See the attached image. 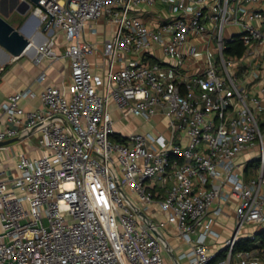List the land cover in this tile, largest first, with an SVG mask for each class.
I'll return each instance as SVG.
<instances>
[{
  "label": "built area",
  "instance_id": "obj_1",
  "mask_svg": "<svg viewBox=\"0 0 264 264\" xmlns=\"http://www.w3.org/2000/svg\"><path fill=\"white\" fill-rule=\"evenodd\" d=\"M66 2L39 0L54 17L33 51L67 59L70 83L46 85L41 108L20 105L29 88L2 105L0 141L57 118L32 134L41 154L0 158V264H264V84L246 81L264 65V0ZM155 4L168 14L155 26L131 13ZM40 5L30 39L50 19ZM100 19L113 24L104 76L89 60ZM115 112L165 125L124 133Z\"/></svg>",
  "mask_w": 264,
  "mask_h": 264
},
{
  "label": "crops",
  "instance_id": "obj_2",
  "mask_svg": "<svg viewBox=\"0 0 264 264\" xmlns=\"http://www.w3.org/2000/svg\"><path fill=\"white\" fill-rule=\"evenodd\" d=\"M31 9L32 4L26 7L23 0H0V14L5 18L11 16L13 12H17L18 18L11 24L16 25L19 21L25 20L22 32L24 35L28 36H30V33L39 25L38 20L30 16ZM131 13L137 15L149 26H155L160 20L168 16L166 7L163 4L135 7ZM94 27L97 30L96 33L90 34L88 37L97 45L98 51L89 58L90 67L93 72L104 76L106 58L102 54V44L111 37L113 24L104 19H100L94 24ZM41 28L42 27H40V31ZM47 36L48 33L46 31L44 34L37 33L36 40L43 41ZM64 45L63 35L59 33L57 35L55 49L60 52ZM34 55L35 51L31 50L15 57L0 48V129L7 126L6 115L2 105L6 102L9 95L27 88L31 89L33 96L20 99V105L24 110L29 111L41 108L40 94L46 85L62 87L70 83V64L67 59L59 58L53 60L45 57L39 62H35ZM154 55L162 61L168 59L164 57L159 47L154 48ZM258 72L260 74V79L254 80L250 77L246 81L250 91L260 94L259 87L264 84V65L260 67ZM41 73H44L45 77L42 80H38V76ZM262 98H264V95H262ZM118 115H113L115 126L122 125L130 128L132 131H140L142 127L149 125V123H144L140 117L127 116L121 118L120 115ZM261 116L264 117V114ZM154 120L157 122L164 121L165 119L162 120L160 117L156 116L153 118V121ZM32 137L35 138L36 142H32L30 137L28 140L24 138L11 144L4 145V148L0 149V158L3 160L4 164L13 167L16 160L15 156L20 153L33 156L41 154V150L37 146V134ZM243 155L248 156V153H241L238 155V158ZM251 162L252 160L249 161L244 169V180H248L255 176L256 165L251 164ZM226 233L227 235L225 237L229 235V232Z\"/></svg>",
  "mask_w": 264,
  "mask_h": 264
},
{
  "label": "water",
  "instance_id": "obj_3",
  "mask_svg": "<svg viewBox=\"0 0 264 264\" xmlns=\"http://www.w3.org/2000/svg\"><path fill=\"white\" fill-rule=\"evenodd\" d=\"M23 1L25 3L26 7L30 6L31 4L40 5L39 0H23ZM67 2H68V0H67ZM67 2H66V7H67ZM40 6L42 8H44L42 5H40ZM46 11L49 12L48 10H46ZM53 17H54V15L50 13V19L46 24H44L42 26L41 34H44V32L46 31L47 25L49 24V22L51 21V19ZM22 31H23V26H21L20 28H15L12 24H10L0 14V48L1 49H3L5 52H7L10 55L15 56V57L20 56L21 54H23V52H28V48L31 45V39L29 38L28 35H24ZM37 42L39 44L42 41L39 40ZM54 118H57V117L54 116V117H52V118H50V119H48L42 123H38V124H35V125L29 127L27 130V133L24 135H18V136L0 141V147L4 146V145L11 144V143L18 141V140H22V139L26 138L28 135H32V134L36 133V131L39 128H41L42 126H44L48 122L52 121ZM67 126L69 127L68 124H67Z\"/></svg>",
  "mask_w": 264,
  "mask_h": 264
},
{
  "label": "rangeland",
  "instance_id": "obj_4",
  "mask_svg": "<svg viewBox=\"0 0 264 264\" xmlns=\"http://www.w3.org/2000/svg\"><path fill=\"white\" fill-rule=\"evenodd\" d=\"M16 18H18V14H17V12H13L12 14H11V16H9V17H5V19L11 24V23H13L14 21H15V19ZM25 21V20H24ZM24 21H19L16 25H13L15 28H20L21 26H23L24 25ZM114 114H116V115H118L119 113L118 112H115ZM120 115V114H119ZM118 115V116H119ZM154 124H155V127H153L152 125H145L144 127H142L141 129H140V131L142 132H145V131H153L154 129L155 130H161L162 129V127L165 125V120L164 121H157L156 122V120H154ZM115 128L117 129V130H120V131H122V132H124V133H129V132H132V130H130V128H127V127H124V126H122V125H116L115 126ZM154 128V129H153ZM33 136V135H32ZM31 136V140H32V142H36V140H35V138L34 137H32ZM251 159V156H242V157H240V158H238V162H243V161H248V160H250ZM256 160H252V162H251V164H254V165H256ZM221 222H224L225 224L226 223H228V225H230L231 223H232V220L231 219H225L224 220V218H222L221 219ZM261 227V226H260ZM261 229V228H260ZM259 229V230H260ZM253 230H255V228L254 227H250V229L249 230H246L245 231V233L244 234H246V233H248L247 231H253ZM227 231H224L223 233H222V237H221V239H220V241L222 240L223 241V239H224V237L227 235V233H226ZM256 238L257 239H260L261 238V235L260 234H257L256 235Z\"/></svg>",
  "mask_w": 264,
  "mask_h": 264
},
{
  "label": "trees",
  "instance_id": "obj_5",
  "mask_svg": "<svg viewBox=\"0 0 264 264\" xmlns=\"http://www.w3.org/2000/svg\"><path fill=\"white\" fill-rule=\"evenodd\" d=\"M242 45L241 42L236 41L232 42V45L227 48L228 53H236L237 55H240L242 52ZM259 234L261 235V238L264 239V230L260 231ZM239 248V247H238Z\"/></svg>",
  "mask_w": 264,
  "mask_h": 264
},
{
  "label": "bare ground",
  "instance_id": "obj_6",
  "mask_svg": "<svg viewBox=\"0 0 264 264\" xmlns=\"http://www.w3.org/2000/svg\"><path fill=\"white\" fill-rule=\"evenodd\" d=\"M37 40H36V34L31 35V45L28 48V52L33 50L35 48V46H37Z\"/></svg>",
  "mask_w": 264,
  "mask_h": 264
}]
</instances>
